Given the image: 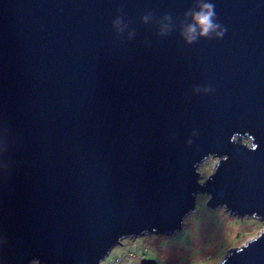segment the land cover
Wrapping results in <instances>:
<instances>
[{
    "label": "water",
    "instance_id": "obj_1",
    "mask_svg": "<svg viewBox=\"0 0 264 264\" xmlns=\"http://www.w3.org/2000/svg\"><path fill=\"white\" fill-rule=\"evenodd\" d=\"M199 193L264 220V0H0V264H101Z\"/></svg>",
    "mask_w": 264,
    "mask_h": 264
},
{
    "label": "rangeland",
    "instance_id": "obj_2",
    "mask_svg": "<svg viewBox=\"0 0 264 264\" xmlns=\"http://www.w3.org/2000/svg\"><path fill=\"white\" fill-rule=\"evenodd\" d=\"M209 200L207 194L199 193L195 210L180 230L124 238L101 264H219L231 249L264 231V220L240 218L224 206L212 208Z\"/></svg>",
    "mask_w": 264,
    "mask_h": 264
},
{
    "label": "clouds",
    "instance_id": "obj_3",
    "mask_svg": "<svg viewBox=\"0 0 264 264\" xmlns=\"http://www.w3.org/2000/svg\"><path fill=\"white\" fill-rule=\"evenodd\" d=\"M212 4L206 3L203 5V13L196 16V21L201 27V35L207 34V32L213 27L210 23L212 17ZM191 32V29H189Z\"/></svg>",
    "mask_w": 264,
    "mask_h": 264
}]
</instances>
